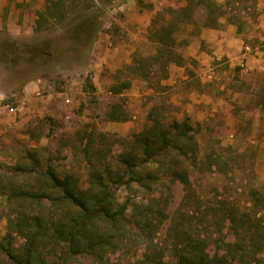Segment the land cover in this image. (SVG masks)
Segmentation results:
<instances>
[{"label":"rangeland","instance_id":"rangeland-1","mask_svg":"<svg viewBox=\"0 0 264 264\" xmlns=\"http://www.w3.org/2000/svg\"><path fill=\"white\" fill-rule=\"evenodd\" d=\"M188 1L61 0L63 7L50 16L45 13L50 0H0L1 244L11 240L18 250L23 241L14 233L6 238L17 208L7 196L15 189L34 191L48 167L61 178L74 177L82 190L89 187L93 169L119 172L128 184L118 187L117 202L128 205L131 218H143L149 209L153 213H148L157 228L153 241H141L133 229L107 264H147L148 253L176 264L174 220L205 238L208 253L225 251L228 256L234 240L228 223L216 224L214 214L233 206L250 208L257 202L252 193L262 199L256 208L264 212V73L243 72L241 66L207 73L190 63V82L178 77L173 88L170 69L163 72L155 61L152 22L166 24L170 9H182ZM213 1L222 7L217 15L236 25L243 48L250 46L264 59V0ZM197 18L198 23L182 24L175 34L176 62L185 61L184 48L203 23L201 14ZM31 49L42 50L34 63ZM36 82L39 90L33 91ZM190 87L207 97L191 110ZM174 123L190 125L196 151H172L157 163L140 166L138 175L157 177L150 187L143 186L119 164V156L149 127ZM175 169L188 172L189 185L167 190ZM159 208L166 216L158 222L154 213ZM192 212L197 216L192 218ZM41 252L52 264L60 259L61 248L51 245ZM0 264H10L1 252ZM72 264L92 262L80 258ZM255 264H264V251Z\"/></svg>","mask_w":264,"mask_h":264},{"label":"trees","instance_id":"trees-1","mask_svg":"<svg viewBox=\"0 0 264 264\" xmlns=\"http://www.w3.org/2000/svg\"><path fill=\"white\" fill-rule=\"evenodd\" d=\"M58 1L61 0H50L46 15L51 16V12L61 9ZM220 7L213 0H189L182 9H170V19L166 24L159 26V19L152 22L150 39L158 45L155 61L162 65L163 72L167 73L169 64L176 59H173L177 45L175 34L181 25L187 22L198 23L197 14H201L203 23L199 25L198 32L201 28L216 27ZM43 16L40 13L39 18ZM85 42L86 40H82V44ZM41 52L42 50L31 49L30 53L34 57L30 58V63H34ZM177 62L181 63V58H177ZM112 118L126 120L125 117ZM190 130L187 123L182 126L174 123L166 128L161 124H154L135 137L134 146L120 155L118 162L127 169L131 177L136 178L143 186L150 187L157 177L151 173L138 175L137 169L149 163H157L172 151L183 154L195 152ZM181 142H185L186 147L180 145ZM90 174V185L82 190L74 177L61 178L53 168L48 167L39 174L34 191L15 189L7 196L8 203L17 205V208L16 216L9 217L10 233L6 238L11 239L14 233L23 240L18 250L11 240H7V245L0 243V252L7 256L10 264H48L41 250L51 245L61 248L60 259L52 261V264H72L80 258L91 259L92 264H107L109 255L120 250L122 242L130 237L133 229L139 230V235L134 234L141 241H153L157 228L153 227L148 215L151 213L150 209L143 218H131L128 205L119 204L116 200L118 187L128 184V181L119 179V172L114 174L105 167L103 170L93 169ZM169 178L167 190L176 184L189 185L188 172L185 170L175 169ZM252 194L257 202L250 208L241 210L236 208L238 206H233L225 212L214 214L216 224L228 223L227 231L234 240L228 256L225 251L208 253L205 250L208 246L205 238L199 234L191 235L181 228V221L174 220L175 226L172 229L175 238V263L255 264L259 254L264 251V212L256 208L262 199L257 193ZM26 206L35 209L26 211L23 209ZM154 214H157L154 218L158 222L166 216L161 208ZM194 215L197 216L192 212L190 216L193 218ZM216 248L220 249L218 244ZM152 254L146 255L147 264H166L162 255ZM140 263L145 264L144 261L128 264Z\"/></svg>","mask_w":264,"mask_h":264},{"label":"crops","instance_id":"crops-1","mask_svg":"<svg viewBox=\"0 0 264 264\" xmlns=\"http://www.w3.org/2000/svg\"><path fill=\"white\" fill-rule=\"evenodd\" d=\"M217 1L219 4H226L228 0ZM234 4L238 6L239 2ZM229 22L228 19L220 16L217 19L218 25L216 27L201 28L191 38L190 43L186 45L182 54V58L185 61H181L179 64L172 61L168 67L170 69L169 86L173 87L178 77H182L185 82H190L188 81L189 75L186 74L189 71L187 68L190 66V63L197 65L200 70H204L207 73L218 71L221 66H241L244 69L243 72L264 73V59L262 56L259 52L244 51L242 46L244 38L237 31L236 25L229 24ZM179 74L182 75L179 76ZM201 79L205 81L203 77ZM30 89L33 91L39 90V84L37 82L34 83ZM188 91L189 100L187 101L190 110L201 105L203 102L205 104L207 97L204 92H196L192 90V87ZM175 98L176 96L172 100ZM175 103H177V100ZM178 103L180 102L178 101Z\"/></svg>","mask_w":264,"mask_h":264},{"label":"built area","instance_id":"built-area-1","mask_svg":"<svg viewBox=\"0 0 264 264\" xmlns=\"http://www.w3.org/2000/svg\"><path fill=\"white\" fill-rule=\"evenodd\" d=\"M244 51H245V52H251V48H250L249 46H246V47L244 48Z\"/></svg>","mask_w":264,"mask_h":264}]
</instances>
